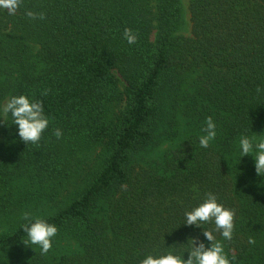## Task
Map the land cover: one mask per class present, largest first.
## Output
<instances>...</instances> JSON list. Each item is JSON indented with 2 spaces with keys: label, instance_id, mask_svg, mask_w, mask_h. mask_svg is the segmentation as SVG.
Masks as SVG:
<instances>
[{
  "label": "trees",
  "instance_id": "16d2710c",
  "mask_svg": "<svg viewBox=\"0 0 264 264\" xmlns=\"http://www.w3.org/2000/svg\"><path fill=\"white\" fill-rule=\"evenodd\" d=\"M186 9L187 36L181 0H23L15 15L0 9V106L25 95L49 118L40 142L26 145L7 116L18 153L12 168L0 162V185L28 174L57 190L70 159L99 153L75 197L40 216L58 229L51 250L26 246L23 213L10 215L0 264H140L169 252L187 259L190 238L210 247L203 230L231 264H264V181L245 178L241 158L236 170L227 166L242 136H264V0H188ZM29 10L45 19L28 18ZM209 116L216 137L202 148ZM180 120L189 137L147 161ZM206 193L234 210L231 241L214 223H184Z\"/></svg>",
  "mask_w": 264,
  "mask_h": 264
},
{
  "label": "clouds",
  "instance_id": "9594fccd",
  "mask_svg": "<svg viewBox=\"0 0 264 264\" xmlns=\"http://www.w3.org/2000/svg\"><path fill=\"white\" fill-rule=\"evenodd\" d=\"M23 0H0V9H6L8 14L15 15ZM25 15L32 19H45V14L26 11ZM123 36L128 44H135L138 36L130 28H125ZM257 92L261 89L257 88ZM47 90L42 93L46 95ZM9 114L13 118V124L18 126V135L27 145L28 143L38 144L42 134L48 128L49 118L44 114L43 104L38 100H30L25 95L11 96L6 103L0 106V118H6ZM206 126L202 129L205 135L200 136L199 144L202 148H208L210 142L216 137V125L211 116L206 118ZM53 135L60 139L62 131L57 128ZM255 136L249 138L242 136L239 144L241 156L251 155L255 150V172L258 176L264 175V140L254 143ZM22 219L27 221L23 224L22 230L27 234L28 239L23 243L37 245L41 249V254H47L52 248V239L57 235L58 229L54 224H49L40 217H33L30 212H24ZM234 210L225 208L217 202V197L213 193H206V198L202 203L191 211L185 212L184 223L189 226L201 227L205 223H214L215 231L219 232L223 240L231 241L234 232ZM204 237L210 242V247H206L203 242H197L196 238H190L191 247L187 251L188 258L183 259L181 255L168 254L154 258L152 255L143 259L140 264H231L225 255L224 245L216 239L213 231L203 230ZM250 244H254V239H249ZM233 260L235 257L232 258Z\"/></svg>",
  "mask_w": 264,
  "mask_h": 264
},
{
  "label": "rangeland",
  "instance_id": "374dc122",
  "mask_svg": "<svg viewBox=\"0 0 264 264\" xmlns=\"http://www.w3.org/2000/svg\"><path fill=\"white\" fill-rule=\"evenodd\" d=\"M181 3L184 7V27L181 34L187 36L190 28L189 16L186 9L188 0H181ZM153 38L154 36H152V39ZM118 79L120 92H123L125 84L119 77ZM6 101L7 99L2 103V105L6 103ZM123 107L124 104L120 103V105L117 104L113 109L115 112H117ZM7 121L8 117L4 118V121L2 118L0 120V162L7 163V168L8 165L10 168H12L14 165H16L12 162L14 161V158L18 153V143L17 140L12 135H10L9 131L7 130ZM176 134L177 135L172 140L173 142L171 140L162 139L160 145L152 152H150V155L146 157V160L150 161L158 159L162 154L168 152L170 149L177 148L179 144L184 142L189 137L190 131L186 126L185 120H180ZM255 138L256 139L254 140V143H258L260 140H264L263 135L255 136ZM98 155L99 153L97 151H91L85 153V155L80 154L77 158L70 159L68 169H66L67 178L62 179L64 181L57 189L58 191L53 189V185L55 183H51L48 178H45V180H43L41 178L34 177L31 180L28 178V174L20 178L19 182H14L13 187L11 183L7 184L6 186L0 185V211H2L0 212V236H4L6 233L12 230L10 225V215L15 218L26 212L27 210V212H30L33 217H40L51 215L58 207L65 206L71 198L75 197L73 195L79 189V187L84 184L86 177L95 167ZM252 155H255V150ZM240 156L241 149L239 144L234 154L227 159L228 168L231 171L239 168L242 163L238 159L241 158L243 160L242 170L244 172L245 178L253 179L252 176H256V180H261L258 181V184L261 185V183L264 181V175L258 176L256 174L254 157L251 155H245L242 157ZM26 169L27 168L25 167L24 170ZM31 174L34 175V172ZM21 198L26 202L25 204H29L28 209H23L22 211H20V207L16 209L17 205L19 204L18 202H22V200H20ZM55 203H57L58 206H55ZM25 204H23L22 207L25 208ZM2 215L4 216V218ZM5 217L8 218L5 219ZM253 264L257 263L253 262Z\"/></svg>",
  "mask_w": 264,
  "mask_h": 264
}]
</instances>
